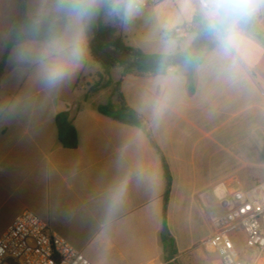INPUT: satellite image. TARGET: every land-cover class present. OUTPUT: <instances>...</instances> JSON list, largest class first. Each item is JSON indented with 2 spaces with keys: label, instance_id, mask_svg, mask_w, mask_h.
<instances>
[{
  "label": "crops",
  "instance_id": "0c3cea01",
  "mask_svg": "<svg viewBox=\"0 0 264 264\" xmlns=\"http://www.w3.org/2000/svg\"><path fill=\"white\" fill-rule=\"evenodd\" d=\"M63 3L28 0V19L46 23ZM168 3L175 23L167 33L199 13L197 0ZM20 12V0H0V236L29 210L93 264H210L201 244L213 233L218 199L230 189L264 184L247 128L255 112L264 120V9L229 50L212 33L199 65L157 72L104 68L84 32L79 67L55 88L38 72L36 53L45 40L27 37L5 55ZM120 33L127 47L149 55L185 52L196 39L193 31L139 40L122 27ZM70 34L67 20L62 37ZM120 96L144 128L97 112L100 104L118 106ZM61 112L76 129V149L58 141ZM225 116L235 118V145L225 142ZM159 151L172 177L167 223L175 254L169 260L160 241L166 183ZM240 163L252 174L242 177ZM245 180L253 186L246 188Z\"/></svg>",
  "mask_w": 264,
  "mask_h": 264
},
{
  "label": "built area",
  "instance_id": "2783aa9c",
  "mask_svg": "<svg viewBox=\"0 0 264 264\" xmlns=\"http://www.w3.org/2000/svg\"><path fill=\"white\" fill-rule=\"evenodd\" d=\"M163 0H142L137 13ZM256 14V13H255ZM203 18V17H202ZM203 21L207 24V22ZM192 25L173 29L176 36ZM220 213L213 220L212 235L201 246L218 255L220 264H256L264 256V184L252 189L227 190L218 199ZM243 240L238 251L236 240ZM243 256V257H242ZM0 264H93L47 223L29 210L21 212L0 236Z\"/></svg>",
  "mask_w": 264,
  "mask_h": 264
},
{
  "label": "trees",
  "instance_id": "16d2710c",
  "mask_svg": "<svg viewBox=\"0 0 264 264\" xmlns=\"http://www.w3.org/2000/svg\"><path fill=\"white\" fill-rule=\"evenodd\" d=\"M28 1V0H26ZM110 3L111 0H101L100 4L97 7L95 14L92 16V26L94 31L104 38H107L113 42L120 44L123 49L133 50L138 52L143 58L150 59V58H160V59H169V60H176L186 56L195 43L197 42L198 38L202 34L204 30L208 28V25L203 21L202 16L197 13L190 25H192L191 31L196 33V39L193 45L190 47L189 50L176 53V54H162V55H149L143 53L139 49H134L131 47H127L124 44L123 38L121 36V20L111 13L110 10ZM62 5L59 6L58 10L49 17L48 21L55 19L60 12L62 11ZM112 14L113 15V23H107L106 18ZM67 19L66 16L65 21H58L55 28L50 31H42L39 30L40 37L37 39L48 41L52 38L53 35L62 36L66 26H67ZM22 21V8L19 16L17 17L15 24L9 34L5 55L9 52L10 48L15 44L19 43L21 40L28 39L22 34H17L16 32L19 30L18 24ZM86 40H87V47L91 53V56L94 61L99 63L104 68H112V67H122L125 73H130L133 71H150V72H157L167 69L168 67L163 65H156V66H146L138 63L134 58L129 55L119 54L116 51L112 50L110 47L104 45L100 40L94 39L92 34L89 32L88 28L86 27L85 30ZM167 37L175 36L173 30L166 35ZM212 36V33H209L205 40L203 41L201 47L198 49L197 53L186 62L180 64L181 66H188V67H195L199 65L204 56L205 48L210 45L209 39ZM5 60L0 63V75L3 71ZM121 102L118 106L112 103L100 104L96 107L97 112L100 114L107 116L115 121H118L122 124L136 126L139 128H144V123L142 119L129 108L126 103L122 100L120 96ZM55 124L57 128V138L59 143L66 149H76L78 146V137L76 129L70 119L68 112H61L55 118ZM160 152V151H159ZM161 154L162 166H163V173L164 179L166 183V190L163 195V222H162V230L160 234V241L163 248L164 253L167 255L166 258L172 259L175 254V241L172 237L167 223V210L168 204L170 200V191L172 185V177L170 173V169L168 163L164 156ZM169 264H179L178 261H172Z\"/></svg>",
  "mask_w": 264,
  "mask_h": 264
},
{
  "label": "clouds",
  "instance_id": "9594fccd",
  "mask_svg": "<svg viewBox=\"0 0 264 264\" xmlns=\"http://www.w3.org/2000/svg\"><path fill=\"white\" fill-rule=\"evenodd\" d=\"M101 0H64L62 9L69 18L71 34L53 35L36 53L38 72L43 83L55 88L79 67L85 54L84 32ZM142 0H111V13L125 22L137 14ZM264 9V0H197V11L207 22L225 51L241 39L245 18Z\"/></svg>",
  "mask_w": 264,
  "mask_h": 264
},
{
  "label": "rangeland",
  "instance_id": "374dc122",
  "mask_svg": "<svg viewBox=\"0 0 264 264\" xmlns=\"http://www.w3.org/2000/svg\"><path fill=\"white\" fill-rule=\"evenodd\" d=\"M173 7L168 3V0H163L160 3L150 6L144 10L142 13H137L134 15L131 20L125 22L120 16H117L121 20V27L124 30L125 35L131 40H139V39H148L150 37L156 38H164L167 31L170 29L171 25H173V21H170L169 16L172 13ZM114 15V14H113ZM110 14L107 20L112 19ZM26 16L28 18L27 10ZM69 21V18L67 19ZM185 25L181 24L179 27H183ZM178 28V27H176ZM175 29V28H173ZM247 128L249 129V133L252 136V146H254L260 158L263 161V169H264V120L261 119L260 113L255 112V114L248 119ZM224 137L225 142H229L235 145V118L226 117L224 118ZM238 152L235 150V156ZM244 158V157H243ZM242 158V159H243ZM245 159V158H244ZM242 160V163L245 160ZM239 173L242 177H247L251 175L253 170H248L247 167H242V164L239 165ZM259 172L261 181L264 180V175ZM237 173L235 172V176ZM244 186L246 188L253 186L252 183L244 181ZM220 213V209L217 210V214ZM214 231V227L211 228V233ZM236 245L238 251L244 260H246L249 256L244 250L243 240H236ZM202 250L205 252L207 256V260L210 264H214L213 262L218 259V255L214 252L207 250L205 247H202ZM256 264H264V256L262 259Z\"/></svg>",
  "mask_w": 264,
  "mask_h": 264
},
{
  "label": "water",
  "instance_id": "95a60500",
  "mask_svg": "<svg viewBox=\"0 0 264 264\" xmlns=\"http://www.w3.org/2000/svg\"><path fill=\"white\" fill-rule=\"evenodd\" d=\"M21 1V8H22V21L18 24L19 30L16 32L17 34H22L25 37H40L39 30L42 31H50L53 28H55L58 21H65L66 14L62 10L60 14L53 20H50L46 23H37L34 21H31L26 16V0H20ZM251 26V18H245L242 22L241 29L242 30H248ZM87 28L89 32L92 34L94 39L100 40L104 45L110 47L112 50L116 51L119 54L123 55H129L132 58H134L138 63L146 66H156V65H163L166 67H175L178 66L187 60L191 59L198 51V49L201 47L203 41L205 40L206 36L209 33H212L209 28L204 30L200 37L198 38L197 42L191 49V51L184 57L176 59V60H169V59H160V58H150L146 59L143 58L138 52L128 49H123L120 44L113 42L107 38H104L102 36H99L93 29L92 26V19L89 20Z\"/></svg>",
  "mask_w": 264,
  "mask_h": 264
}]
</instances>
